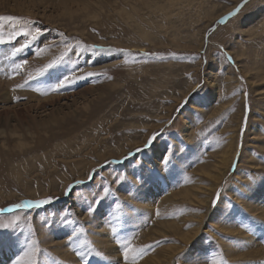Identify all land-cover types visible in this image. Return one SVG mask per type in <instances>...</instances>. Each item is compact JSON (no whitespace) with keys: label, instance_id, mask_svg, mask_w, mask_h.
<instances>
[{"label":"rangeland","instance_id":"obj_1","mask_svg":"<svg viewBox=\"0 0 264 264\" xmlns=\"http://www.w3.org/2000/svg\"><path fill=\"white\" fill-rule=\"evenodd\" d=\"M24 2L17 9L0 6V15L35 22L44 30L36 45L51 42L59 47L42 57L32 49L11 57L12 45L0 46V225L9 226L0 227V257L9 252L15 256L33 244L37 264H74L50 248L48 242L53 241L62 243L77 264H123L121 242L128 241L136 249L153 246L140 263L179 242L169 238L147 243L143 238L151 235L146 231L157 221L181 220L195 210L197 218L187 230L201 225L199 238L173 264H189L196 256H201V264L221 259L264 264V8L254 6L220 23L241 0H91L82 26L73 28L69 19L53 26L40 18L45 9L36 0ZM46 10L50 20L58 19L49 5ZM58 32L68 37L71 48L65 63L28 85L23 73L9 78L12 62L28 59L24 72H35L59 56L64 42ZM21 40L17 37L13 44ZM77 41L126 49L134 58L94 56L79 49ZM144 52L151 55H140ZM77 67L104 75L50 90ZM210 75L218 83L219 97L207 105L206 97L214 92ZM154 134L151 148L145 149ZM137 149L145 151L124 160ZM160 151L169 161L160 165L175 192L204 187L202 209L159 207L160 198L154 220L139 217L144 193L163 177L156 155ZM117 160L124 163H109ZM105 183L110 195L93 218L84 213V206ZM49 197L56 199L42 208L8 211L15 204ZM222 201L225 216L231 214L254 244L221 232L211 221ZM102 222L112 234L114 258L94 242ZM225 244L239 249L233 258L242 262L231 261Z\"/></svg>","mask_w":264,"mask_h":264},{"label":"bare ground","instance_id":"obj_2","mask_svg":"<svg viewBox=\"0 0 264 264\" xmlns=\"http://www.w3.org/2000/svg\"><path fill=\"white\" fill-rule=\"evenodd\" d=\"M24 1L25 0H0V6L8 7L9 5H11V7H14V9H17L20 6L25 5ZM36 1L40 5L41 8L45 9L43 15L40 17L41 19L53 22V26H56V27L67 24V22L64 23V20L69 19L70 22H72V23H69L68 26L73 27V28H80L82 26V19L88 15V11H89L88 9L92 4L91 0H79V1L78 0H36ZM11 3L12 4L15 3V4L12 5ZM79 4H81L84 8H80ZM48 5L50 6L49 11L54 10L58 13V19L57 20L56 19L50 20L49 17L47 16L46 12L48 10H46V9H47ZM56 7H59V8L57 9ZM74 18L76 20H74ZM208 82L212 85L213 91H214L210 95H208V97H206L207 105H211L219 97V86H218V83L215 81V78L211 75H210V81L208 80ZM59 101L60 100L54 101V102H59ZM185 126H186L185 132H186V135H188L190 132V127H189L190 124L186 123ZM228 147H229V145H228ZM228 147L226 149L227 151H228ZM156 155H157V160L159 161L158 162V165L160 167L159 171H162L163 169H162V166L160 164H161L162 157L164 156L163 151H160ZM185 160L187 161V159H185ZM179 164H180V166L181 165L184 166L185 161L183 162V160L181 158ZM258 169H261V168H258ZM198 170H201V167L198 168ZM183 172L185 173L186 170ZM183 172H181V174H184ZM153 185H154L153 189L149 190L148 193H144L145 194L144 201L139 202V205L142 206V213L140 214L141 216H139L141 219L145 218L144 216H146V217L154 220L153 219L155 216L154 215V213H155L154 207L157 206V204H158L157 202L159 201L160 198H161L160 199L161 203L159 202L160 203L159 207H161L163 204H165V205H167L168 208H170L171 206H179V205L181 207L185 206V205L189 206L191 208V210L193 208H195V209L196 208H201V209L203 208L202 206L200 207V205H202L201 200L204 199L203 195L200 192V191L204 190V187L202 185H197L196 190H194L193 186L191 185L188 187H184L183 189H181L179 191L177 190L175 192L172 180L168 177V175L166 174V172H164V170H163V177L160 178V181L153 183ZM148 189H150V188H148ZM142 192H145V191L142 190ZM166 192H167V194L169 193V195L164 197L165 196L164 193H166ZM44 196H45V193H44ZM223 203H225V202L222 201V203L219 206L218 211L214 215V218L211 219V221L221 230V232L228 234V235L235 236V237L239 236L241 238L240 239L241 242H243L245 244H254L256 242L255 240H253L252 238H250V239L247 238L245 236L246 234L244 232H242V230H239L236 227L237 225H235L233 223L232 217H230L231 214L229 217L225 216V213L227 211L226 212L223 211ZM173 209H174V207H173ZM173 212H175V211H173ZM161 215L162 214H160L159 216H161ZM196 218H197V216L195 214V210H193L192 212H189L185 216L181 217V220L176 219V220H172V221H157V224L155 227L146 231V233L148 235H151V237L150 238L144 237L143 238L144 242L148 243L149 241L154 242V241H158L160 239H169V238H173V239L176 238L177 239L176 241H179V242L177 244H173V246H168L167 248H164V250L157 251L154 254V256H152V258L150 260H147V259L144 260L143 259L144 261L140 262L138 264H173L176 257L181 255L184 252V250H186L189 246L192 245L193 242H196L197 239L199 238L201 225H193L190 229L187 230L188 225L194 223V219H196ZM99 225H100L99 228H100L101 232L98 234H95V236L93 238L94 242L96 243V246L99 245L100 248L107 251L110 258H114L112 256V253L116 252V248L110 242L112 239L109 238V236H111L112 234L108 231V229H106L105 223L102 222ZM187 242H188V244H187ZM201 242L202 241L200 240V242L198 243L199 244L198 248L202 247ZM48 243L50 245V248H52L54 250V252L58 253L59 255H62V258L66 259L68 261H72L71 263L77 264V263H75V260L72 258L71 254L68 252V250L63 249L62 243H54L53 241L48 242ZM224 247L226 248V253H227L228 257L231 258V261L238 262V263L242 262V261H240L239 258H233L234 255H236L237 252L239 251L238 248H236L235 246H231L230 244H225ZM198 248H197V252H198V250L199 251L202 250V249H198ZM235 249H237V250L235 251ZM224 252H225V250H224ZM193 255L194 254L192 252V257H193ZM194 256H196V255H194ZM13 258H14L13 252L4 253L0 257V264H10L12 262ZM91 264H107V263L93 261V262H91ZM113 264H115V263H113ZM119 264H122V262H120ZM187 264H188V262H187Z\"/></svg>","mask_w":264,"mask_h":264},{"label":"snow or ice","instance_id":"obj_3","mask_svg":"<svg viewBox=\"0 0 264 264\" xmlns=\"http://www.w3.org/2000/svg\"><path fill=\"white\" fill-rule=\"evenodd\" d=\"M259 7L264 8V0H241V2L235 6L233 11H230L224 19L220 21V23H225L230 19H237L241 16H243L245 13L249 12L253 9V7ZM5 27H8L11 29L7 34H5ZM44 34V30H42L40 27L36 26V23L30 20L22 21L21 18L15 17L12 15H0V46L5 44H11V57H16L18 54H21L27 50L32 49L33 54L36 57H42L52 51L53 47H59L58 44H53L51 42L42 44L37 46L36 42L40 39V37ZM57 35L61 38V40L64 42V51L60 53L59 56L54 57L51 59V61L43 67H40L36 69L35 72H24V69L28 65L29 61L28 59H21L18 62H12L9 64L10 73L9 78L14 77L15 75H19L23 73L27 78L25 80V85H28V82L31 80H35L38 77L44 76L50 69L55 68L57 65L61 63H65L66 57L68 56V52L71 50L68 42V37L65 36L63 32H58ZM17 37H22V40L19 44H13V41L17 39ZM77 46L79 49H81L84 52H90L92 55H108V54H121L123 57L128 58H134L133 54L126 49H118V48H112V47H103L99 45H87L83 44L82 42L77 41ZM143 57H149L151 54L144 52L142 54ZM195 59V58H194ZM227 60L229 62H232V57L228 56ZM82 73V74H81ZM104 75L102 72H94V71H85L84 68L77 67L73 69L69 74L65 75L62 79H60L56 84L51 86V91H58L61 89H64L67 86L74 85L78 81L81 80H90L92 78H98L100 76ZM23 87V86H21ZM39 91V89H35ZM48 90H45L42 94H47ZM193 100H195V97H193ZM187 103V101H185ZM184 105H181V108H183ZM179 109L177 112L179 113ZM156 135L154 134L148 141V143L145 145V149H150L152 146L153 141H155ZM145 149H137L135 153H129V156L125 157L124 160H130L132 156H135L136 153L144 152ZM168 156V152H165V157ZM161 162L167 166L169 161L164 159L162 157ZM110 164H122L124 163L123 160H117V161H109ZM134 163V162H133ZM94 174V173H93ZM92 175L89 177V182H91ZM119 179V177H117ZM78 184H82L84 182H77ZM66 195L68 193L66 192ZM94 198L90 203L85 204L84 206V213L85 214H91L93 218H95L96 214L99 212L100 207L102 206L104 200L107 199V197L110 195V189L109 186L105 183L101 185L100 191L93 194ZM242 195V194H241ZM220 193H217L216 199L213 202V206L215 207L216 203L219 202ZM53 197H49L47 199L37 200V201H25L23 203H18L13 205L11 208L8 209L9 212L15 211L17 209L20 210H31V209H39L46 205H50L54 202ZM77 204L81 203L79 200L76 201ZM230 203V202H229ZM95 206V207H94ZM3 212V209H0V213ZM107 216V214H105ZM240 227L244 228H251L248 224H240ZM0 227L7 228L8 225H0ZM77 229H73V233H75ZM72 234H69V238ZM111 238V236H109ZM113 242H117L113 240ZM121 246L123 247V264H138V261L140 258H142L145 254V252L152 248L153 246H148L146 248H140L136 249L133 248L131 243L128 241L121 242ZM118 251L120 249H117ZM131 253V256H130ZM179 261V258H178ZM12 264H37L36 261V249L33 244H29L27 246L26 251H22L19 254H16L14 258L12 259ZM189 264H201V258L200 257H194L191 259ZM214 264H228L227 260H217L214 262Z\"/></svg>","mask_w":264,"mask_h":264}]
</instances>
